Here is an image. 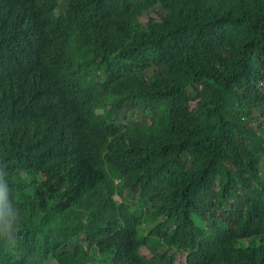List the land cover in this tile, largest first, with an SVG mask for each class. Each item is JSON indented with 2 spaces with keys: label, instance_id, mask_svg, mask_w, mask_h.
Returning a JSON list of instances; mask_svg holds the SVG:
<instances>
[{
  "label": "trees",
  "instance_id": "obj_1",
  "mask_svg": "<svg viewBox=\"0 0 264 264\" xmlns=\"http://www.w3.org/2000/svg\"><path fill=\"white\" fill-rule=\"evenodd\" d=\"M60 1L0 0V264H264V0Z\"/></svg>",
  "mask_w": 264,
  "mask_h": 264
},
{
  "label": "clouds",
  "instance_id": "obj_2",
  "mask_svg": "<svg viewBox=\"0 0 264 264\" xmlns=\"http://www.w3.org/2000/svg\"><path fill=\"white\" fill-rule=\"evenodd\" d=\"M61 3L67 2V0H61ZM59 2V3H60ZM58 12H61L58 10ZM3 43V37L0 34V49L1 44ZM54 144L60 145V142H55ZM67 157V156H65ZM63 157V158H65ZM260 168L262 174L264 175L263 170V157L264 154H260ZM71 172V171H67ZM117 198L121 200L118 195ZM18 219V211L14 206V202L9 199V187L5 179V173L3 168H0V242H3L6 246H14L16 239V222Z\"/></svg>",
  "mask_w": 264,
  "mask_h": 264
},
{
  "label": "rangeland",
  "instance_id": "obj_3",
  "mask_svg": "<svg viewBox=\"0 0 264 264\" xmlns=\"http://www.w3.org/2000/svg\"><path fill=\"white\" fill-rule=\"evenodd\" d=\"M263 170H264V157H263ZM51 264H56V262H52Z\"/></svg>",
  "mask_w": 264,
  "mask_h": 264
}]
</instances>
